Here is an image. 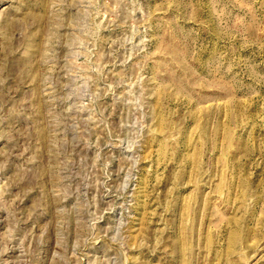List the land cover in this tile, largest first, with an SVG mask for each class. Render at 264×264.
I'll list each match as a JSON object with an SVG mask.
<instances>
[{"label":"rangeland","instance_id":"1","mask_svg":"<svg viewBox=\"0 0 264 264\" xmlns=\"http://www.w3.org/2000/svg\"><path fill=\"white\" fill-rule=\"evenodd\" d=\"M0 264H264V0H0Z\"/></svg>","mask_w":264,"mask_h":264}]
</instances>
